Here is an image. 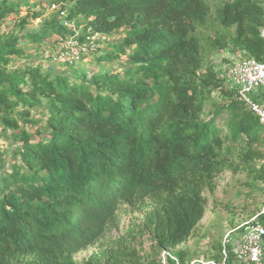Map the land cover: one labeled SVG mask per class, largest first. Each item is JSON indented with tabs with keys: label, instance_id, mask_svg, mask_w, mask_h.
Segmentation results:
<instances>
[{
	"label": "trees",
	"instance_id": "trees-1",
	"mask_svg": "<svg viewBox=\"0 0 264 264\" xmlns=\"http://www.w3.org/2000/svg\"><path fill=\"white\" fill-rule=\"evenodd\" d=\"M210 1L48 0L47 14L0 0V139L13 145L0 146V264H161L163 251L184 263L220 174L264 191V123L211 62H264V0H222L204 47ZM66 22L115 39L94 61L124 66L88 78L45 64L42 46L74 35ZM27 50L36 63L13 69ZM251 98L264 107V86Z\"/></svg>",
	"mask_w": 264,
	"mask_h": 264
},
{
	"label": "rangeland",
	"instance_id": "rangeland-1",
	"mask_svg": "<svg viewBox=\"0 0 264 264\" xmlns=\"http://www.w3.org/2000/svg\"><path fill=\"white\" fill-rule=\"evenodd\" d=\"M16 3H24L31 6L32 12H40L48 10L49 2L48 0H13ZM222 0H211V14L208 18V26L206 29H200L198 32V37L201 41V44L205 47L208 43L209 31L212 30L211 25L215 26L214 28L222 30V28L216 23V16ZM25 8V7H22ZM49 14L50 12H46ZM46 14V15H47ZM21 16L25 15L23 11ZM17 20L16 16L9 17L2 24V29L13 28ZM40 19L34 20L27 29L30 31L39 26ZM67 27V26H65ZM68 28V27H67ZM56 38L51 39L48 44L43 45L44 48H49L53 50L51 46L55 42ZM115 39L111 40L110 44L115 43ZM24 44H22V47ZM31 46H29L30 48ZM44 48V49H45ZM48 50V49H47ZM109 51V47L105 46L101 49L100 54L105 55ZM27 56L21 58H12L11 66L13 69L24 67L29 63H36V57L33 55L34 51L27 50ZM226 57L228 59H234L237 56H233L229 51L218 52L214 58H211V62L217 66L218 70H222V73L227 77V81L230 82L228 77V68L231 63H225L222 65L220 57ZM96 55L83 58L79 61L73 68H69V73L74 74V77H81L82 75L87 76L88 78L92 77L94 74L103 72V69H112L114 66L122 67L124 66L125 57H123L119 62L114 63H97L94 61ZM30 58V59H29ZM42 62V60H39ZM40 62V63H41ZM44 63L46 64V58ZM43 64V62H42ZM44 64V65H45ZM48 65H46L47 67ZM57 66V65H55ZM63 65H58L57 67H62ZM45 67V68H46ZM221 68V69H220ZM0 146L3 150L10 149L13 145L11 141H5L0 139ZM246 178L242 175L232 176L228 172H224L218 176L216 179V188L213 193L208 191L204 192V196L207 199L206 212L203 219L200 221L199 225L193 232V235L189 240L179 247V249H186L190 259L194 258H204L207 253V248H209L214 242L220 241L223 242L224 236L227 232L236 229L239 226H242L248 222H251L256 218V216L264 208V191L258 189L257 187L245 185ZM136 216V213H129L127 216L122 217L120 224V231L122 233L126 230L128 224L132 220H139ZM232 239H238V234H232ZM223 244V243H222ZM232 241L228 243L231 245ZM94 251L93 248L87 249L85 252H82L77 255V258L81 259L85 256H89ZM205 259V258H204Z\"/></svg>",
	"mask_w": 264,
	"mask_h": 264
},
{
	"label": "built area",
	"instance_id": "built-area-1",
	"mask_svg": "<svg viewBox=\"0 0 264 264\" xmlns=\"http://www.w3.org/2000/svg\"><path fill=\"white\" fill-rule=\"evenodd\" d=\"M47 8L46 12L59 10V6L55 4H51ZM60 16L64 17V13L61 12ZM64 25L72 29L74 35L65 39L57 37L54 45H51L53 50H49L50 46H48L49 48L44 47L42 55L51 64L74 66L85 57L100 55L101 49L111 41L108 35L92 30H87L85 34L81 35L80 30L76 29L73 22H66ZM262 36L264 37V28L262 29ZM228 77L238 88L240 100L245 102L264 123V107L255 103L251 98L257 89L264 86V62L241 57L229 66ZM232 234H238V239H232ZM230 241H232L230 246H232L234 257L239 263L264 264V227L255 219L225 234L219 262L194 258L183 263L169 251H163L159 260L161 264H169L170 262L174 264H227V246Z\"/></svg>",
	"mask_w": 264,
	"mask_h": 264
},
{
	"label": "crops",
	"instance_id": "crops-1",
	"mask_svg": "<svg viewBox=\"0 0 264 264\" xmlns=\"http://www.w3.org/2000/svg\"><path fill=\"white\" fill-rule=\"evenodd\" d=\"M49 45V44H48ZM235 56H237V58L235 57L234 59H232V61H235V60H237V59H239V58H241V57H243V56H239V55H235Z\"/></svg>",
	"mask_w": 264,
	"mask_h": 264
}]
</instances>
